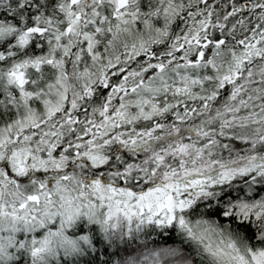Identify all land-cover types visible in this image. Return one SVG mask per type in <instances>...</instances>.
I'll return each mask as SVG.
<instances>
[{"label": "clouds", "instance_id": "1", "mask_svg": "<svg viewBox=\"0 0 264 264\" xmlns=\"http://www.w3.org/2000/svg\"><path fill=\"white\" fill-rule=\"evenodd\" d=\"M24 3L21 11L17 0H0V26L5 29L0 32V264H252L248 249L264 248V141L259 139L264 136V55L253 53L238 65L233 52L236 56L246 55L235 41L244 38L250 26H256L255 35H261L264 0H212L218 6L214 15L229 5L241 8L230 22L219 15L226 24L223 35L229 39L209 51L212 64L202 59L198 65L178 68L181 62L177 58L165 63L162 75L166 81L158 76L149 81L151 73L129 76L127 84L143 78L150 87L140 85L125 96L120 108L123 117L101 112L106 99L100 91L101 71L110 82H117L112 78L120 68L139 71L147 63L146 58L136 57L141 41L144 47L156 50L160 61L166 59L169 51L176 57L172 47L175 37L199 27L189 24L197 17L188 13L207 7L205 0H125L119 9L115 0ZM36 7L40 8L38 23L46 31L40 36L27 34L29 42L35 39L37 49H43L34 52L29 43L20 45L15 37L24 31L31 18L29 12ZM114 11L121 15L113 17ZM97 26L100 32L95 31ZM85 33L90 34L93 52L98 51L99 56L86 55L84 42L89 37ZM204 35L201 31L200 37ZM208 35H212L211 26ZM126 49H132L131 53ZM196 50L194 42L185 43L181 54L188 56ZM49 59L51 64L47 63ZM36 60L40 61L39 69L33 65ZM17 64L19 67L14 68ZM108 64L113 67L108 68ZM13 70L23 73L22 85L8 75ZM233 70L239 75L230 83L225 81V88H218L219 78L231 75ZM205 75L210 79L205 80ZM197 76L202 83L195 82L193 78ZM173 83L187 84V90L182 87L181 95H176ZM85 86L93 90L95 99L84 92ZM211 92L217 95L208 100L207 107H201V98ZM145 96L147 104L138 106L134 102ZM109 103L112 111L117 110L119 94H114ZM166 104L169 108L165 112L153 111V105L159 109ZM177 104L194 111L182 121L168 119L171 112L178 111ZM139 107L152 111L150 118L166 125L163 132H156L155 139L144 143L138 141L131 150L115 141L105 144V139L114 133L128 136L135 134L137 125H147ZM105 114L120 126L106 123ZM69 116L71 121L66 119ZM93 123L104 124L100 132L105 135L95 128L81 135ZM201 125L208 130L206 137L195 132ZM208 139L213 142L196 156V148ZM178 140L190 145L186 154L168 152L153 175L152 154L174 147ZM77 142L80 153L99 152L108 157L98 171L86 156H75L77 149L71 146ZM251 155L255 156L256 167L236 171L249 165L247 158ZM181 158L185 168L198 171L181 175ZM211 160L218 163L212 164ZM123 164H131V170L122 171L119 166ZM143 168L149 170L143 172ZM173 168L176 172L170 179L181 183L196 176L210 179L183 189L180 197L173 192L174 199L184 198L186 203L191 199L192 203L186 208H174L175 219L171 223L154 222L166 221V209L162 210L163 216L157 215L151 222L133 217L129 224L123 216H114L105 223L110 203L108 184L140 192L163 185V173ZM224 170L232 171L224 176ZM93 178H100L105 186L103 204L101 192L90 185ZM200 188L203 191L197 195ZM30 195H37L38 200H28ZM221 209L231 218L225 217ZM33 248L38 251L34 253Z\"/></svg>", "mask_w": 264, "mask_h": 264}, {"label": "snow or ice", "instance_id": "2", "mask_svg": "<svg viewBox=\"0 0 264 264\" xmlns=\"http://www.w3.org/2000/svg\"><path fill=\"white\" fill-rule=\"evenodd\" d=\"M17 3L19 4V9L23 11L25 9V3L24 0H17ZM116 8L119 9L121 5L125 3V0H115ZM205 4L207 7H201L196 12H189L188 15L191 17H197L194 21H189L190 25H195L199 27H193L191 33L188 31H185L183 35H177L175 37L176 43L172 46L173 49L176 52V57H172V52L169 51L167 53V57L164 61H160L157 59L156 50L155 49H148L143 46V41L140 42V47L136 48V57L139 59H147V63H145L139 71H137L134 68L125 69L120 68L119 73L117 75L113 76V80L117 82H110L109 78L103 74V71H101L100 75V81L103 85L101 91V95L106 96V99L103 102V108L101 109L102 113H109L111 112V116H124V113L120 111V108H122L125 104V96L128 95L131 92H134L135 89L140 86L144 85L145 88H149V85H145V81L143 78H141L138 83L135 84H127L126 81L129 76L131 77H137L140 76L141 73H144L145 75H148L151 73L152 75H148L149 81L152 80L153 76H158L160 80L166 81V77L162 75L165 69V63H167L169 60L177 59L181 62L177 64V67H182L185 64L186 65H198L202 59H204L208 64H212V57L209 56V51L212 50L213 46H220L223 45L226 40L229 39V37L224 36L223 32L226 28V24L222 23L219 19V15H223L225 20L231 21L237 13L241 12V8L239 7H233L231 5L225 7L223 9L222 13H218L217 15H214V10H218V6L214 5L212 3V0H205ZM33 7V6H29ZM39 13L40 8L36 7L35 11L29 12V16L31 17L24 28V31L15 37V41L18 42L20 45H24L25 43H29V46L33 49V51H43V49H37V43L36 40L33 39L29 42L28 33H35L37 36L42 35L46 29L40 26L38 23L39 21ZM113 17L121 15V13L114 11L112 13ZM77 16H79V13H77ZM103 19V17H101ZM240 23H243V21H239ZM16 23L18 24L19 21L17 20ZM212 28V35H208L209 27ZM118 27V26H117ZM70 28V25L64 29L65 32H67ZM219 29V31H217ZM5 31V29L0 26V32ZM96 32H100L101 29L99 26L95 29ZM111 32V29H109ZM203 31L205 35L203 38L200 37V32ZM256 32V26H250V31L245 34L244 38L238 39L235 41L237 47L241 49L242 52L246 53V55L242 56H236L235 52H233L234 58L236 63L239 65L242 61L248 60L253 53H255L256 56L264 55V47L261 46V42L264 41V27L259 28V32L261 35H255ZM86 37H89L84 42V47L86 50V55L88 57H95L99 56L100 53L93 52V40L90 38L89 33L84 34ZM112 36L115 37L116 33H112ZM193 42L195 43V46L197 50L195 52H192L188 56H184L181 54L182 50L185 47V43L192 45ZM108 43H111V40H108ZM9 47H15V44H10ZM135 48L136 46L133 45ZM127 52L131 53L132 49H126ZM2 55V53H0ZM163 56L164 54L161 53ZM79 58V54L77 55V59ZM129 56H125V59H128ZM119 59V57H117ZM48 64H51L52 61L49 59L47 61ZM33 65L35 68L39 69L40 61L36 60L33 61ZM19 64L15 65L14 68H18ZM108 68H112V64L107 65ZM87 71V69H85ZM9 76L15 77L17 84L22 85L24 83L23 79H21L23 73L17 72L15 70L10 71L8 73ZM177 77L181 76L180 72L176 73ZM239 75L238 72L233 70L231 75L225 74L224 76L219 78V83L217 84L218 88H225V81H228L229 83L231 80ZM187 76V74H185ZM195 82L202 83L200 78L194 77L193 78ZM205 80L210 79L208 75H205ZM165 90L168 88V84H164ZM176 95H181V88L183 87L185 90H187V84L181 85L179 83H173L171 85ZM233 93L236 92V89L232 90ZM84 92L88 95L93 97L95 99V95L93 90L85 86ZM114 94H119L120 96V104L117 105V110L112 111L110 109V101L113 100ZM217 95L216 92H211L209 95L201 98V107H207L208 106V100L212 99ZM138 106L143 104H147L148 98L145 97H137L134 101ZM73 106H75V101L72 102ZM169 108V105H164L163 108H156V105H153V111L158 110L159 112H165ZM178 111H173L168 116V119L174 120V121H182L184 118L189 115L192 111H194V108H189L187 105H185L183 108L179 107V104H177ZM69 112H71V108L68 109ZM139 113L144 116L145 120L147 121V125L144 127H141L140 125H137L136 129L134 130L135 134H131L128 136H125L124 133L118 132L114 133L110 139H105L104 143L109 144L111 141H115L116 145H124L128 147L130 150L134 148L137 145V142L140 143L146 142L148 139H155V133L156 132H163V129L165 128V124L161 123L159 120L152 119V111H145L143 107H139ZM182 113V114H181ZM69 121H71L73 118L71 116L67 117ZM103 120L111 124V126L118 128L120 125L116 121H112L110 119V116L105 114L103 116ZM104 124H95L93 123L91 127H85L83 133L81 135H86L87 133L91 132L93 128L96 129V131L100 135H105V133L100 132V129L104 127ZM172 129H176V124L173 123L171 125ZM195 132L197 135L206 137L208 135V130L203 128V125L197 127L195 129ZM239 139V137L237 138ZM261 141H264V136H261L259 138ZM213 141L211 139H208L206 143L201 145L199 148H196V145H191V147L196 148V156L202 155V149L207 148ZM90 146L94 147L95 145H91V139L89 138ZM72 148L77 149L75 152V156L79 157L81 155L86 156L87 160L93 165L94 168L99 170L100 166L104 165L105 160L108 159L107 156H102L101 153H91V152H85L80 153L78 151L79 149V142L71 146ZM190 147V145L183 141L178 140L175 142L174 147L170 148H162L158 150L157 152H154L152 154V167H151V173L154 175L157 171V168L164 163L166 156L168 152H173L175 154H186L187 149ZM130 160L131 157H128ZM249 165L242 167L236 171L245 172L250 171L252 168L256 167L255 162V156L251 155L248 158ZM193 163H195V158L193 159ZM210 163L216 164L218 163L216 160H211ZM262 164H264V161H261ZM180 168L182 170L181 175H190L191 173H194L198 171L196 168H185V161L181 158L179 161ZM122 171L129 172L131 170V164H123L119 166ZM137 168H140V165H136ZM148 168H143L141 171L147 172ZM232 170H224V176H227V172ZM176 169L173 168L171 171H165L163 173V176L166 178V182L161 184H156L152 187H147L145 190L140 192H134L131 188H115L111 184H108L107 191L109 193L108 195V201L110 203L108 204V207L105 211V217L104 221L105 223L108 222V220L111 217L114 216H123L129 224L131 223L133 217H135L140 222H151L153 221L154 217L157 215L163 216L164 212L163 209L167 210V219L166 221L161 219H155V223L157 225H160L162 223H171L175 217L172 214L173 209L177 208H186L188 205L192 203L191 199L187 200V203L185 202L184 198L174 199L173 192H175L176 197H180V193L183 189L194 187L197 184H202L203 180L210 179L208 177L203 176H196L195 178L189 179L186 183H181L179 180H172L170 177L175 174ZM261 172L264 173V168H261ZM222 178H224L222 176ZM230 178V177H228ZM62 179H66V177H62ZM90 185L95 186L96 191L101 192V203L103 204L105 202L104 200V193L102 189L105 187L101 184L100 178H93L90 181ZM203 191V188H200L197 191V195H199L200 192ZM50 195V194H49ZM123 196L124 198L121 199L120 197ZM28 200H38L37 195H30L28 197ZM246 207V205H244ZM20 207L23 208L24 204L23 202L20 204ZM147 211V215L145 216V212ZM221 211H224L221 209ZM224 216L229 217L228 212L224 211ZM180 223H182V218L180 220ZM115 227V225H113ZM32 251L35 253L38 251L37 248H33ZM249 254L252 257V264H264V248H258L256 250H253L252 248L248 249ZM244 264H247V261L244 262Z\"/></svg>", "mask_w": 264, "mask_h": 264}]
</instances>
